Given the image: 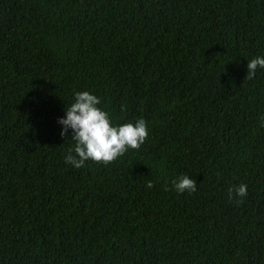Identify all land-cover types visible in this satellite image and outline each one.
Returning <instances> with one entry per match:
<instances>
[{"label": "trees", "instance_id": "obj_1", "mask_svg": "<svg viewBox=\"0 0 264 264\" xmlns=\"http://www.w3.org/2000/svg\"><path fill=\"white\" fill-rule=\"evenodd\" d=\"M258 56L264 0H0V264H264ZM84 91L139 150L66 164Z\"/></svg>", "mask_w": 264, "mask_h": 264}, {"label": "clouds", "instance_id": "obj_2", "mask_svg": "<svg viewBox=\"0 0 264 264\" xmlns=\"http://www.w3.org/2000/svg\"><path fill=\"white\" fill-rule=\"evenodd\" d=\"M264 69V57H255L248 61L246 80L255 78L256 72ZM101 100L88 91L76 92L74 102L66 107L65 117L58 123L62 125L61 137L66 138L72 130L71 141L74 147L69 148L65 162L76 169L83 168L87 161L103 163L105 166L123 156L129 149L139 150L148 137V126L144 119L133 123L113 126L110 116L98 105ZM149 188L154 187L148 181ZM178 193H194L197 182L187 175L172 181ZM165 190L169 189L165 186ZM233 193L235 194L233 196ZM247 196V185L240 184L229 189V199L237 205L243 203Z\"/></svg>", "mask_w": 264, "mask_h": 264}]
</instances>
